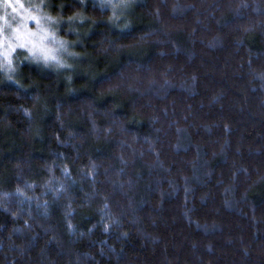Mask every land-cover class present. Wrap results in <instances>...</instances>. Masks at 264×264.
<instances>
[{"label": "trees", "instance_id": "obj_1", "mask_svg": "<svg viewBox=\"0 0 264 264\" xmlns=\"http://www.w3.org/2000/svg\"><path fill=\"white\" fill-rule=\"evenodd\" d=\"M66 69L0 71V264H264V0H51Z\"/></svg>", "mask_w": 264, "mask_h": 264}, {"label": "rangeland", "instance_id": "obj_2", "mask_svg": "<svg viewBox=\"0 0 264 264\" xmlns=\"http://www.w3.org/2000/svg\"><path fill=\"white\" fill-rule=\"evenodd\" d=\"M93 1L121 16L130 4L139 0ZM50 2L0 0V71L11 81L16 73L15 55L19 51L24 52L31 63L54 70L66 69L75 57L63 35L79 37L78 27L73 29L70 21L52 16Z\"/></svg>", "mask_w": 264, "mask_h": 264}, {"label": "snow or ice", "instance_id": "obj_3", "mask_svg": "<svg viewBox=\"0 0 264 264\" xmlns=\"http://www.w3.org/2000/svg\"><path fill=\"white\" fill-rule=\"evenodd\" d=\"M15 11V9H13ZM34 19V18H33ZM37 23H39V21H37Z\"/></svg>", "mask_w": 264, "mask_h": 264}]
</instances>
